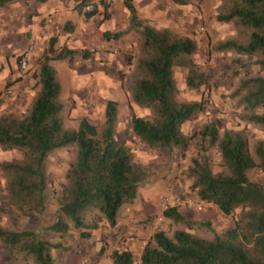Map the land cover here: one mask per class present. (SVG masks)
I'll use <instances>...</instances> for the list:
<instances>
[{
  "label": "trees",
  "instance_id": "1",
  "mask_svg": "<svg viewBox=\"0 0 264 264\" xmlns=\"http://www.w3.org/2000/svg\"><path fill=\"white\" fill-rule=\"evenodd\" d=\"M14 1L17 0H0V10ZM78 1V9L82 10L83 1ZM171 1L186 6L205 0ZM123 5L129 13L127 28L112 34L106 32L103 37L119 39L132 31L140 37L137 74L128 81L122 77L121 83L132 103L149 115H133L131 131L150 150L185 152L191 137L182 132V126L203 113L207 102L180 101L174 69L185 71L184 83L188 90L198 91L206 86L207 77L195 61L198 42L192 36L157 29L139 19L133 0H124ZM96 12L85 17L91 18ZM215 21L231 26L236 34L216 43L211 50L255 58L253 64L264 72V0H228L226 9L215 15ZM55 44L51 39L40 59L39 90L28 110L20 116L0 114V150L23 155L20 162L0 163L5 179V204L19 216L31 220L43 216L48 185L46 160L55 150L76 148L75 159L65 173V184L58 195L56 221L40 227L38 232L0 227V242L6 249L24 253L35 264H54L51 251L64 249L60 243L42 239L41 233L62 237L72 227L81 239L87 240L90 232L98 228L94 220L85 222L88 213L100 215L114 228L118 211L135 201L148 177L147 168L135 161L132 149L116 139V101L107 102L101 125L82 117L76 129L64 128L61 86L50 62L87 60L91 52L65 46L56 49ZM231 98L245 108L239 115L240 121L264 132V114L259 112L264 108V78L245 74ZM197 136L200 154L191 160L188 169L190 191L200 203L214 206L222 216L230 217L239 211L238 217L230 229L211 240L185 230H175L171 236L155 232L143 247L141 264H264V186L248 177L252 170L264 173V141L257 140L250 146L245 130L220 131L215 123H206ZM211 149L219 154L225 173H213L206 155ZM162 214L164 221L181 224L188 230L209 226L186 218L180 209L168 208ZM110 259L113 264H134L129 251H114Z\"/></svg>",
  "mask_w": 264,
  "mask_h": 264
},
{
  "label": "rangeland",
  "instance_id": "2",
  "mask_svg": "<svg viewBox=\"0 0 264 264\" xmlns=\"http://www.w3.org/2000/svg\"><path fill=\"white\" fill-rule=\"evenodd\" d=\"M163 1L164 3L160 4L159 13L153 16L154 21L164 22L170 15V30L192 36L197 40L199 51L195 56V61L208 80L206 86L200 90L190 91L184 83L185 71L181 68H175L174 79L179 90L178 98L182 102H207L206 110L199 114L195 120L182 126V132L191 137L189 148L185 152L176 149L171 152L166 150L154 151L138 141L130 128L131 117L133 115L145 117L149 115V112L138 108L132 103L129 93L125 91L121 83L122 77L124 81H128L137 74L136 59L139 54L138 43L140 37L134 32V50L131 53H124V55L127 54L125 56L127 58L126 67L123 69L117 68L112 72L113 89L111 97L115 98L112 101L118 103L116 139L130 147L134 153L135 161L143 164L148 170L147 180L140 187L141 193L142 191L146 193V191L152 189L161 192L166 187L175 186V193L172 197L189 199L195 205V207L180 209L183 215L191 213V220L209 223V226H196L192 230H188L181 224L164 221L162 232L171 236L175 230H185L197 237L211 240L215 235L222 234L233 226L239 211L230 217H224L214 206L200 203L195 193L190 191L191 181L188 169L191 166V160L200 154V140L197 133L206 123H215L220 131L224 129L245 130L249 137L250 146H253L257 140L264 141L263 131L255 125L240 121L239 115L245 111V108L239 106L236 99L231 98V93L245 74L264 78V72H261L253 64L255 58L238 56L232 52L215 53L211 50L216 43L234 37L236 34L231 26L222 25L215 21V15L226 9L228 0H205L202 3H191L186 6L175 5L171 0ZM75 2H78V0H75ZM145 22L148 24L147 21ZM32 46H34L33 43L28 46L27 50L15 56L13 55V58L15 57L14 68L9 73H3L2 67L0 73V114L6 113L17 116L24 114L39 90L37 70L41 57L35 59L30 56L28 60L29 69L27 70L22 69L20 65L21 58L25 54H31ZM88 51L93 54L99 49L95 44H92L89 46ZM105 52L110 54V59H117L121 54L119 49H110ZM74 60H80V58ZM0 61L3 62V60ZM109 69L112 70V68ZM90 82L91 85L84 87L86 96H79V99H84L86 109L79 110L82 111V115L76 116L74 112L70 113L71 110L69 111L68 108L63 109L62 121L65 129H76L78 120L82 117H86L96 125L103 123L105 107L102 108V104L104 98L101 100L100 107L96 98L97 88L100 84L95 80H90ZM8 89H11V94H6ZM259 112L264 114V108ZM75 155L76 148L69 146L55 150L48 156L46 160L48 185L45 191V212L38 220L19 216L11 207L6 206L7 196L3 190L5 179L0 171V227L14 231L38 232L40 227L55 222L57 219L58 195L61 186L65 184V173L74 161ZM206 155L213 173L226 172L216 150L211 149ZM22 160L23 155L20 152H3L0 150V163L20 162ZM248 177L264 186V173L252 170L248 173ZM160 195L165 197L170 196V193L165 192ZM137 199H140L139 196ZM128 206L129 204L123 205L118 213H121ZM196 206L201 207L198 209ZM159 211L158 205L157 213L147 216L137 223V225L142 226L143 231L146 233L144 234L145 238L138 240H136V236L124 238V233H120V228L108 229L107 223L96 213H88L85 217V222L91 223L94 220L98 224V228L90 232L91 236L87 240L81 239L79 232L72 227L62 237L57 234L43 232L41 238L63 245L64 249L51 251L54 264H113L110 255L114 251L131 252L135 262L136 255L142 252L151 236L159 231L157 226L153 227L149 224L157 218ZM0 264H35V262L33 258L24 253L8 251L0 242Z\"/></svg>",
  "mask_w": 264,
  "mask_h": 264
},
{
  "label": "crops",
  "instance_id": "3",
  "mask_svg": "<svg viewBox=\"0 0 264 264\" xmlns=\"http://www.w3.org/2000/svg\"><path fill=\"white\" fill-rule=\"evenodd\" d=\"M123 1L111 0L112 4L105 5L110 7L105 10L104 6L91 18L85 17L83 11L78 9L79 1L75 0H46L42 3L36 0H17L10 3L0 10V60H3L0 61V67H3V73L13 70L15 63L13 55L27 50L31 43L34 46L31 48L30 56L35 59L43 56L51 39L56 41V49L65 46L72 50H88L90 45L95 44L99 51L91 54L87 60L52 61L50 65L55 69L61 86L60 100L64 110L68 108L71 110L70 113L82 115V111L79 110L85 109V103L79 96H86L84 87L91 83L90 80L100 84L96 98L99 107L104 98L102 108L105 107L108 101L115 99L111 97L113 70L125 68L127 54L124 53H131L134 50V32H129L119 39L105 40L103 37L106 32H120L127 28L129 13ZM162 3L163 0H133L139 19L147 21L157 29H170V15L164 22L153 19V16L159 13ZM101 13L103 15H100ZM47 18H51L50 23L47 22ZM110 49H119L121 52L119 58L110 59V54L105 52ZM174 189L175 186H172L164 188L161 192L152 189L141 193L140 188L137 194L140 199L136 197L132 204L118 213L115 227L120 228L124 238L129 236H136V240L145 238V231L137 223L157 213L163 197L160 194L169 192L172 196L175 193ZM190 214L184 216L191 219ZM107 228L111 229L109 226Z\"/></svg>",
  "mask_w": 264,
  "mask_h": 264
},
{
  "label": "built area",
  "instance_id": "4",
  "mask_svg": "<svg viewBox=\"0 0 264 264\" xmlns=\"http://www.w3.org/2000/svg\"><path fill=\"white\" fill-rule=\"evenodd\" d=\"M83 7L82 11L84 14L93 13L94 11H98L103 9V7L110 3L111 0H82ZM47 22H51V18H47ZM201 31L203 29H200ZM93 52V51H92ZM30 58V54H25L20 61L21 68L24 70L29 69L28 60ZM11 89L6 91V94H11ZM195 207L194 203L189 199H181L180 197H172V196H165L162 197L159 203L160 211L158 213L157 218L152 221L151 225L154 227H158L159 231H162V223L164 222L163 212L168 208H176V209H185ZM200 209L201 206H196ZM134 264H141V253L136 255V260Z\"/></svg>",
  "mask_w": 264,
  "mask_h": 264
}]
</instances>
